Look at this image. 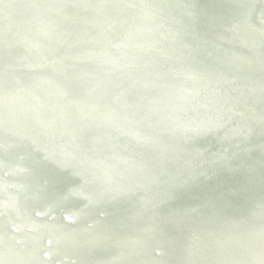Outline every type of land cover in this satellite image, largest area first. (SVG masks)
Returning a JSON list of instances; mask_svg holds the SVG:
<instances>
[{"label": "bare ground", "instance_id": "1", "mask_svg": "<svg viewBox=\"0 0 264 264\" xmlns=\"http://www.w3.org/2000/svg\"><path fill=\"white\" fill-rule=\"evenodd\" d=\"M0 264H264V0H0Z\"/></svg>", "mask_w": 264, "mask_h": 264}]
</instances>
